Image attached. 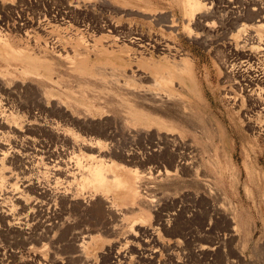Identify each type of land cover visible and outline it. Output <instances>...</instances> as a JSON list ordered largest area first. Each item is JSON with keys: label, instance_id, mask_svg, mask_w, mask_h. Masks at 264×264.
<instances>
[{"label": "rangeland", "instance_id": "obj_1", "mask_svg": "<svg viewBox=\"0 0 264 264\" xmlns=\"http://www.w3.org/2000/svg\"><path fill=\"white\" fill-rule=\"evenodd\" d=\"M226 1L219 0V3H215L213 9L215 12L212 15L205 16L206 12L202 17L197 18V13L185 16L182 6L180 8L178 5V0H0V33L5 35V39L13 49L24 48V53L29 58H41L39 56L43 55L38 54L36 48L33 49L35 44L37 49L45 45L51 52L57 50V45L58 48L70 51L81 45L79 43L81 38L101 51L100 55L90 53L86 63L79 59L78 65L79 62H83L86 66L81 70H66L60 64L48 61L47 66L40 64L41 67L34 72H49V68L50 72H88V75L96 72L98 73L96 77L110 80L108 73L115 68L125 71L126 74L136 70L138 66L134 62L131 66L123 68L109 60L110 53H114L115 47L106 48L105 36L97 30V27L103 26L105 22L117 26L122 31L119 37H126L134 31L147 35L154 34L155 37L160 36L167 45L173 47L171 61L173 58L178 61L179 58L185 57L186 61L190 62L193 86L186 87L184 76L177 82L181 86V83L185 82L182 87L188 88L197 96L207 115L197 114V118L194 116V126L199 133L196 131V137L184 134V141L187 143H190L189 140L194 141V144L191 142L192 146L198 153L203 152V155H200L201 172L210 179L214 187L224 189L231 203L236 206L238 215L236 225H232L229 229L213 212H207L220 206L221 202L216 196H213L210 201L207 200L208 202L193 199V194L196 192L188 188L182 190L188 196L181 197V175L176 185L168 190L153 187L138 192L139 198H154L158 204V212L154 209H152L154 212L141 209L138 198L127 201L114 200L118 204L117 208L122 209L123 215L117 219L113 218L115 221L114 226L110 225L112 228L118 231L121 224L125 227L131 224L130 221H135L134 223H138L143 228L151 229L157 235L159 244L165 246L164 250L162 249L157 255L154 264H264V23H262L263 32L259 42L253 40L252 37H256L255 31L243 29V26L252 25V22L241 20L235 23L234 17H248L242 1L237 3L238 0H234L236 3L232 5L233 9L237 8L233 16L229 13L230 5ZM203 4L209 7V2L203 1ZM256 6L264 8V0H256ZM59 14L65 16L67 25L55 28L52 25L45 31L35 29L38 23L58 24L55 21L59 19ZM227 18L229 19L226 20ZM169 19L176 21L178 27L175 30L165 28L168 23L163 21L169 22ZM23 20L29 21L32 26L28 35L23 34L21 26ZM53 37L58 40L55 39V41ZM193 37L198 38L194 41ZM202 40L206 42L205 45H202ZM125 45L134 47L128 42ZM29 50L31 53L28 52ZM154 54L160 56L157 53ZM10 58L12 59H6L4 55H0V77L20 82L23 76L18 72H22L25 61L22 63L15 61L17 56ZM225 68L228 71H225ZM138 70L153 73L146 64H140ZM101 72L107 74L101 75ZM71 85L73 86H70V91L77 89L74 83ZM141 85L146 88L144 84ZM176 94L173 99L180 95L179 92ZM1 98L0 110L2 106L5 107L6 101L12 103L5 95ZM257 99L261 100L260 105L255 104ZM179 101L175 100V102ZM19 112L18 116L21 117L19 120L22 121L25 115L20 110ZM205 122L215 123L219 131L207 134ZM220 131L225 147L231 155L230 166L225 162L220 143L215 137L220 134ZM168 134L179 136L178 131ZM211 141L218 146L217 152L212 155V165L207 162L208 156L203 151V146L210 144ZM129 148L136 149L138 145ZM250 165L254 169L248 172ZM154 167L155 164L150 163L145 172L153 170ZM9 171L8 168H4L0 171V175L6 177ZM20 176L18 175V180L12 179L6 185L0 184V215L1 213L10 214L9 220L5 218L4 221L2 215L0 217L3 223L0 222V259H5L0 264H147L143 261L144 254H142L146 238L142 236L143 239L139 233L137 237H140V243L128 246L120 240L119 236L106 237L99 224L102 221L92 218L90 214V217L81 216L80 210L77 211L74 208H71L69 212L64 211L57 202L48 199H44L48 200L47 202L39 200L31 192L25 193L18 203L11 199L8 193L13 190L20 191L18 186ZM105 196L113 198L112 193ZM33 205L39 208L36 209ZM14 208L15 210L10 213L9 210ZM19 208L22 210L20 213L16 210ZM54 209L59 213H56ZM54 212L55 215L63 213V220H70L72 226L75 225L71 232H75L69 231L71 234L68 235L65 231L64 235L63 231V234L54 229L47 231L48 225H55L60 220V217H58L59 220L56 218L57 215L55 217ZM181 214L184 215L182 220L184 224L181 223ZM141 215L144 217V223L139 221ZM172 215H175V218L169 220ZM167 220H169L168 227L164 225ZM96 221L99 223L97 224ZM8 224H11V227ZM86 227L91 232L88 231L85 235L83 231L87 230L83 229ZM100 230L101 234H98ZM71 239L77 241L76 245L86 242L82 250L83 255L89 257V262L85 263L79 256L80 253H73L75 249L71 248ZM124 246L128 247H126L127 250ZM207 247L212 251L202 250ZM119 250L126 251L125 259L116 257Z\"/></svg>", "mask_w": 264, "mask_h": 264}, {"label": "bare ground", "instance_id": "obj_2", "mask_svg": "<svg viewBox=\"0 0 264 264\" xmlns=\"http://www.w3.org/2000/svg\"><path fill=\"white\" fill-rule=\"evenodd\" d=\"M203 1L209 2V7H205ZM241 1L245 11L248 12V17H234L235 23L241 20L252 22V25L243 26V29L255 31L256 37H252V39L259 42V37L263 32L264 8L256 6V0H238L237 3ZM226 2L230 5L231 16L235 15L237 7L233 9L232 5L236 2L234 0ZM215 3H219V0H178V5L180 8L182 6L185 16L197 13V18L202 17L206 12L205 16L212 15L215 12L213 11ZM59 15V19H55V23L58 24L38 23L35 29L45 31L52 25L54 28L67 25L65 16ZM163 22L168 23L165 26L166 29L175 30L178 27L173 19ZM21 26L23 34H30L32 26L29 21L23 20ZM20 29L22 30V28ZM97 30L105 36L106 48L115 47L114 53H110L109 57L113 64L124 68L131 66V63L134 62L138 69L140 64H146L153 73L140 72L136 68L126 74L125 71L115 68L108 73L111 77L110 80L104 78L101 80L95 76L98 74L96 72L93 75H88V72H50L49 67V72H34L38 67H41L40 64L47 66L48 61L60 64L66 70H81L86 68L85 63L90 53L100 55L101 51L81 38L79 42L81 45L70 51L58 48L57 45V50L51 52L47 50L45 43L42 44L44 47L41 49H37L35 44L33 49L36 48L38 50L36 52L43 55L39 56L41 58L33 59L26 56L24 48L13 49L5 39V35L0 33V55H4L6 59L17 56L15 61L21 63L25 61L22 72H18L23 76L22 81L17 82L11 78L0 77V98L5 95L12 102L6 101L5 107L2 106L0 110V171L4 168L10 170L8 176L0 175V184L6 185L12 179L18 180V175H21L20 185H18L20 191L13 190L8 193L11 199L17 203L25 193L31 192L39 200L48 199L57 202L64 211L68 210L69 212L71 208L80 210L81 216L90 217L91 215L92 218L102 221L101 223L96 222L101 224V230L103 229L106 237L119 236L120 240L128 246L140 243V237H137V233H139L141 237L146 238L142 252L144 254L143 261L147 264H154L157 255L162 249L164 250L165 246L159 244L157 235L151 229L143 228L138 223H134L135 221H130L131 224H127L128 226L125 225V227L121 224L118 231L112 228L115 221L113 218L117 219L123 215L122 209L117 208L118 204L115 201L138 198L141 209L157 211V201L154 198H139L138 192L153 187L168 190L176 185L178 177L181 175V197L187 195L182 190L188 188L196 192L193 194V199L210 201L213 196H216L221 202H219L220 206L218 205L216 209H210L211 211L207 212H213L228 228L236 225L237 208L231 203L223 191L224 189L214 187L210 179L201 172L202 158L200 155H203V152L198 153L192 146L191 142L194 144V141L189 140L190 143L184 141V134L196 137L194 116L197 114L207 115L197 96L188 90L194 84L191 79L190 62H187L185 57L184 59L179 58L178 61L173 58L171 61L173 47L167 45L160 36L155 37L154 34L147 35L134 31L126 37H119L122 31L117 26L106 22L103 26H98ZM197 38L193 37V40L195 41ZM203 40L201 43L205 45L206 42ZM127 42L134 47L125 45ZM30 48L32 49V47ZM28 52L31 53V50ZM154 53L160 56H156ZM79 59L85 63L79 62L78 65ZM225 71H228L227 68ZM103 74L107 73L101 72V75ZM183 76L186 78V87L188 86V88L182 87L184 81L181 83L182 86L177 82ZM71 83L75 84L76 90L70 91V86H73ZM141 84H144L146 88H143ZM171 86L174 88H170ZM104 89L107 91L102 92L101 90ZM178 92L180 95L176 99L181 102H175L176 99H173ZM255 104L260 105L261 100L257 99ZM18 109L25 115V119L22 121L19 120L21 117L18 116L20 113ZM204 125L207 128V134L219 131L215 123L205 122ZM173 131H178L179 136L168 134ZM215 137L220 143L225 162L230 166L231 155L225 147L221 131ZM134 145H138V148H129ZM217 149L218 146L213 141L203 146L204 154L208 156L207 162L210 165L213 164L212 155L217 152ZM150 163L155 164L154 169L145 172ZM253 169L254 167L250 165L248 172ZM5 193L7 194V192ZM109 193H112L113 198L105 196ZM22 206L24 207V205ZM34 207L36 208V206ZM14 210L15 208L9 212ZM16 210L19 213L22 211L21 208ZM62 214H56L57 217L55 215L57 219L60 217V220L58 219L59 222H56L55 225H48L47 231L54 229L60 231L61 234L63 231L64 235L65 231L68 235L75 232H71L75 225L72 226L70 220H63ZM80 214L78 213V215ZM1 215L4 221L9 220V213H1ZM183 216L181 214L182 224H184ZM174 218L175 215H172L169 220ZM169 220L164 224L166 227L169 226L167 223ZM139 221L144 223L142 215ZM0 222L2 223V218ZM8 225L11 227V224ZM87 228L83 229L87 230L83 231L85 235L88 234V231L91 232ZM80 230L82 232V228ZM101 230L98 231V234H101ZM181 235L184 234L181 233ZM76 243V240L72 241V244L70 243L71 248L75 249H73V253H80L79 256L84 259L85 263L89 262V257L84 256L82 250L86 242H83L82 245H76ZM202 250L212 251L209 247L202 248ZM125 252V250H119L116 257L125 259ZM10 257L12 259V256ZM83 259L81 260L83 261ZM2 260L5 259H0V262ZM81 260L79 261L81 262Z\"/></svg>", "mask_w": 264, "mask_h": 264}]
</instances>
